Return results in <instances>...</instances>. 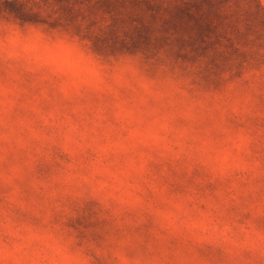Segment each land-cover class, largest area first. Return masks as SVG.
<instances>
[{
  "label": "clouds",
  "instance_id": "1",
  "mask_svg": "<svg viewBox=\"0 0 264 264\" xmlns=\"http://www.w3.org/2000/svg\"><path fill=\"white\" fill-rule=\"evenodd\" d=\"M5 2L0 264H264V0H216L204 54L98 47L97 0Z\"/></svg>",
  "mask_w": 264,
  "mask_h": 264
},
{
  "label": "rangeland",
  "instance_id": "2",
  "mask_svg": "<svg viewBox=\"0 0 264 264\" xmlns=\"http://www.w3.org/2000/svg\"><path fill=\"white\" fill-rule=\"evenodd\" d=\"M58 2L65 16L73 18L76 14L73 11V0ZM5 7L22 20H37V16H29L21 11L22 6L18 7L15 0L11 3L6 0ZM217 7L216 0H97L95 8L111 15L112 29L96 43L98 47L115 48L119 45L131 50L149 45L153 33L160 31L176 34V43L181 48L187 46L193 53L204 54L219 42L222 35L217 30L222 22ZM125 23L134 25L130 32H124L130 45L117 35V30ZM163 42V39L158 41Z\"/></svg>",
  "mask_w": 264,
  "mask_h": 264
}]
</instances>
